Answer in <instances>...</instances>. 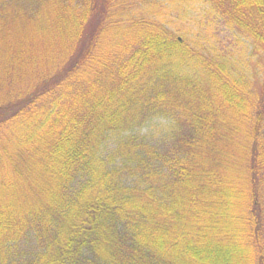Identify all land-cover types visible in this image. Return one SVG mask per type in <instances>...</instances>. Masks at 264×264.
I'll list each match as a JSON object with an SVG mask.
<instances>
[{"label":"trees","instance_id":"trees-1","mask_svg":"<svg viewBox=\"0 0 264 264\" xmlns=\"http://www.w3.org/2000/svg\"><path fill=\"white\" fill-rule=\"evenodd\" d=\"M148 1L0 0V264H264V0H200L258 78L190 76Z\"/></svg>","mask_w":264,"mask_h":264},{"label":"rangeland","instance_id":"rangeland-1","mask_svg":"<svg viewBox=\"0 0 264 264\" xmlns=\"http://www.w3.org/2000/svg\"><path fill=\"white\" fill-rule=\"evenodd\" d=\"M151 0L145 5L134 7L143 15L165 19L167 28L185 38L191 48L195 49L185 67L190 76L205 73L220 64L232 74H245L250 77L259 72L261 63L252 54L250 40L226 26L220 17L208 5L200 0ZM160 13V15H159ZM156 14V15H155ZM150 20H154V18ZM256 73V74H255ZM141 126L133 129V134L156 143L168 130L170 122L159 111L150 112ZM115 137L109 135L102 152L113 149Z\"/></svg>","mask_w":264,"mask_h":264}]
</instances>
